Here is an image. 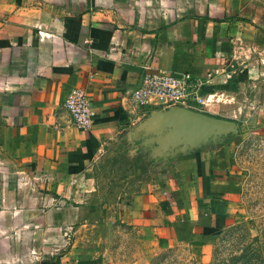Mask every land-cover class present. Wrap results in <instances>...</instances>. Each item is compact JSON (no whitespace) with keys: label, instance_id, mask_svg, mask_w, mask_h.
<instances>
[{"label":"crops","instance_id":"crops-1","mask_svg":"<svg viewBox=\"0 0 264 264\" xmlns=\"http://www.w3.org/2000/svg\"><path fill=\"white\" fill-rule=\"evenodd\" d=\"M146 66L218 70L190 109L238 133L164 153L150 119L173 107L129 99ZM251 82L264 89V0H0V264H151L168 243L211 247L245 140L264 145ZM74 89L96 111L86 131L64 105ZM123 246L138 250L129 263Z\"/></svg>","mask_w":264,"mask_h":264},{"label":"rangeland","instance_id":"rangeland-1","mask_svg":"<svg viewBox=\"0 0 264 264\" xmlns=\"http://www.w3.org/2000/svg\"><path fill=\"white\" fill-rule=\"evenodd\" d=\"M257 88V83H250L247 92L250 99ZM263 90L258 88L257 93L262 94ZM254 133L244 142L237 174L242 179L239 193L232 201L228 221L224 222L227 225L218 231L213 245L203 248L196 244L168 243L156 256L167 252L169 258L152 260L151 264H264V145L261 134ZM123 231L127 233L124 228ZM120 252L128 254L125 260L129 263L138 250L123 246Z\"/></svg>","mask_w":264,"mask_h":264},{"label":"built area","instance_id":"built-area-1","mask_svg":"<svg viewBox=\"0 0 264 264\" xmlns=\"http://www.w3.org/2000/svg\"><path fill=\"white\" fill-rule=\"evenodd\" d=\"M145 70L142 84L129 95L131 103L139 108L145 106L193 108L196 103L203 105L206 101L200 92L218 73V70H214L203 77H198L190 71L175 72L154 69L152 66H146ZM64 105L76 127L84 131L92 127L96 111L84 90L74 89ZM66 237L69 243L71 233L68 232Z\"/></svg>","mask_w":264,"mask_h":264},{"label":"water","instance_id":"water-1","mask_svg":"<svg viewBox=\"0 0 264 264\" xmlns=\"http://www.w3.org/2000/svg\"><path fill=\"white\" fill-rule=\"evenodd\" d=\"M150 120L159 135L158 143L168 155L188 152L239 131L234 121L186 107H173Z\"/></svg>","mask_w":264,"mask_h":264},{"label":"trees","instance_id":"trees-1","mask_svg":"<svg viewBox=\"0 0 264 264\" xmlns=\"http://www.w3.org/2000/svg\"><path fill=\"white\" fill-rule=\"evenodd\" d=\"M163 258H164V260L167 259V258H169V255L167 254V252L161 253L158 256L154 257L153 258V262L160 261Z\"/></svg>","mask_w":264,"mask_h":264}]
</instances>
